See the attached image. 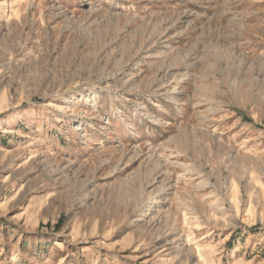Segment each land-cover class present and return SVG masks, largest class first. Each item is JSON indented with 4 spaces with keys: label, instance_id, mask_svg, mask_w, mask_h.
I'll list each match as a JSON object with an SVG mask.
<instances>
[{
    "label": "rangeland",
    "instance_id": "rangeland-1",
    "mask_svg": "<svg viewBox=\"0 0 264 264\" xmlns=\"http://www.w3.org/2000/svg\"><path fill=\"white\" fill-rule=\"evenodd\" d=\"M0 264H264V0H0Z\"/></svg>",
    "mask_w": 264,
    "mask_h": 264
}]
</instances>
